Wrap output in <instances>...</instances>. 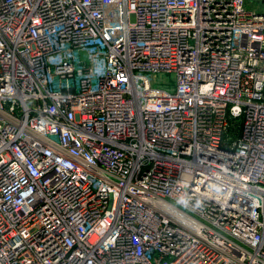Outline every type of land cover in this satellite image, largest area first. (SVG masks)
I'll return each instance as SVG.
<instances>
[{"label":"built area","instance_id":"built-area-1","mask_svg":"<svg viewBox=\"0 0 264 264\" xmlns=\"http://www.w3.org/2000/svg\"><path fill=\"white\" fill-rule=\"evenodd\" d=\"M0 264H264V0H0Z\"/></svg>","mask_w":264,"mask_h":264},{"label":"water","instance_id":"water-1","mask_svg":"<svg viewBox=\"0 0 264 264\" xmlns=\"http://www.w3.org/2000/svg\"><path fill=\"white\" fill-rule=\"evenodd\" d=\"M80 53H81L82 57L86 58V63H88V54H87V52L85 50H81Z\"/></svg>","mask_w":264,"mask_h":264}]
</instances>
